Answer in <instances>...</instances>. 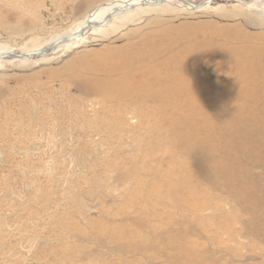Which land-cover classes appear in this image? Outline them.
Instances as JSON below:
<instances>
[{"label":"rangeland","instance_id":"374dc122","mask_svg":"<svg viewBox=\"0 0 264 264\" xmlns=\"http://www.w3.org/2000/svg\"><path fill=\"white\" fill-rule=\"evenodd\" d=\"M119 1L0 0V49L46 48ZM104 27L49 57L0 60V264H264L263 58L251 60L249 106L225 111L230 127L202 147L175 140L144 104L107 99L116 87L108 71L119 61L136 57V72L145 55L175 38V51L212 41L216 57L231 38L229 46L242 45L235 41L242 36L264 47V1L194 9L170 0L115 15ZM216 71V89L237 87L230 66ZM188 171L197 175L187 182V194L196 193L184 200L187 209L152 206L160 178L175 172L179 182Z\"/></svg>","mask_w":264,"mask_h":264},{"label":"bare ground","instance_id":"6f19581e","mask_svg":"<svg viewBox=\"0 0 264 264\" xmlns=\"http://www.w3.org/2000/svg\"><path fill=\"white\" fill-rule=\"evenodd\" d=\"M142 1L144 0H120L119 2L106 4L104 5L106 7L103 6L104 9L100 12L88 15L84 19V21H82L73 31L66 32L56 37L55 39H52L51 43L48 44L46 48L52 46L56 41L62 38L73 36L75 33L79 32L87 23H90L91 25L101 24L104 18L114 9L123 8L128 4L136 5ZM148 1L152 4L156 2V0ZM207 1L208 0H205V2H196L195 0H189L192 5H196V8L194 9H199L206 4H209V2ZM187 5L189 7H192L190 4ZM151 7L158 6H148L147 8ZM120 14L123 13H119V15ZM104 28L105 27L95 28L91 30L98 29L101 32V30H103ZM244 38L245 37L242 36L239 37V39L235 38V41L243 39L241 40L242 45L235 43L236 46H229V42L232 38L229 40L227 39L225 47L221 50L219 57L214 56L211 52V48L216 45L212 41H203V43L199 44L190 43L189 45H183L177 51H175L174 48L170 49L171 46L177 44L176 42L179 41V38H175L174 40H169L168 43L163 42V44L158 45L156 48L152 49L153 52L148 53L152 55H145L144 58L149 64L155 63L154 61L157 59V56H162L164 54H168L169 59L152 65L144 63L146 65L137 67L136 72H130L133 66H135L137 63L136 57L132 56V59H130L129 62H127V60H121L119 61V66H116V72L115 67L111 71H108L110 75H112L109 81H111V84H116V87L111 91V97H107V99L110 101H118L120 107L123 104L126 108L128 107V105L139 106L144 104L143 106H147L151 109L149 113L151 114L153 120L154 118H158L159 120L160 118H163L164 122L167 123L169 128L172 130L170 135L174 136L175 140H177L179 137L191 138L192 146H205V144L209 140V136H213L216 130L219 131L220 129H222L221 127H223L224 124H230L231 121L227 120V118H229L230 116L224 113L225 111H233L236 105L244 107L249 106L247 104L250 103L251 99L249 97L247 87L253 85L255 82L250 81V78L253 75V63L251 60L252 58L254 59L256 57H262V60H264V47L248 45V42H246L247 39L244 41ZM81 39L83 38L80 37L76 40L63 44L59 46L58 49L62 46L66 47L68 44L73 45ZM147 44L149 45V43ZM137 48H139V46ZM40 49L41 48L17 51L13 49L7 50L1 48L0 53L9 51L29 53ZM167 51H169V53ZM130 52L133 51L130 50ZM136 53L139 54V49H136ZM217 60L219 63L217 62ZM222 63L230 66V72L233 74L235 73L234 75L238 83L237 87L231 86L228 91L220 90L221 88L216 89V70L217 66ZM95 83L98 86L102 83V80H99L97 78V81ZM97 89L98 90L95 89V93L99 91L101 93L103 92L100 87H98ZM204 89L206 90L203 94ZM212 90H216V97L212 95ZM214 100H216V103H214L213 105ZM149 102L150 104H160L157 108H155L156 105H152L151 108V105H147V103ZM162 110L164 111V114H159ZM158 124H160V122ZM231 124L233 125V123ZM225 132H223V134ZM187 140L184 141L186 145L184 150L188 153L191 150V146L190 144H187ZM170 148L171 149L168 150V155L171 157V160H173L175 154V141L171 140ZM210 150L211 148L209 149V151ZM182 165L186 166L187 162L185 161V163H183ZM196 175L188 171L187 173L182 175V179L179 182H177V176L175 172H169L164 176L161 175L163 177L160 178L158 182H156L153 190L151 189V194L153 196L152 206H155L156 204L166 203L168 206L179 208L181 210L187 209V202H185L184 200L186 198H192V196L196 194L194 191H191L189 194H187L186 189L193 190L192 188H190V186H188L187 182L194 179ZM174 176H176V184L172 182ZM195 187V190H197L198 192L203 191L200 187ZM178 188L180 190H178ZM163 190H165V192L162 193ZM175 201H177V206L173 205V202ZM205 205L206 204H201V206Z\"/></svg>","mask_w":264,"mask_h":264},{"label":"water","instance_id":"95a60500","mask_svg":"<svg viewBox=\"0 0 264 264\" xmlns=\"http://www.w3.org/2000/svg\"><path fill=\"white\" fill-rule=\"evenodd\" d=\"M166 0H156V2L154 4L150 3L148 0H144L138 4H134V5H126L123 8L120 9H114L112 10L103 20V22L101 24L98 25H91L90 23L85 24V26L77 33H75L73 36L71 37H65L62 38L58 41H56L52 46L44 48V49H40V50H36L33 52H29V53H23V52H17V51H9V52H4V53H0V60H9V59H25V58H29V57H33V56H38L41 58H45V57H49L52 54H54L58 47L71 42L73 40H76L80 37H83L85 35V33L87 32V30H91V29H95V28H102L104 26H106L109 21L111 20V18L119 13H124L130 10H133L139 6H161L165 3ZM183 3L185 4H190L193 8H196V5H192L191 2H189V0H181ZM214 0H208L207 2L212 3Z\"/></svg>","mask_w":264,"mask_h":264}]
</instances>
